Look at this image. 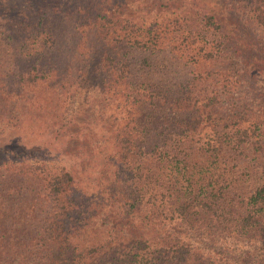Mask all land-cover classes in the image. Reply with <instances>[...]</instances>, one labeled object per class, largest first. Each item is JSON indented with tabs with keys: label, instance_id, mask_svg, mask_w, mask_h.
<instances>
[{
	"label": "trees",
	"instance_id": "trees-1",
	"mask_svg": "<svg viewBox=\"0 0 264 264\" xmlns=\"http://www.w3.org/2000/svg\"><path fill=\"white\" fill-rule=\"evenodd\" d=\"M13 1L0 0V34L9 37L0 93L30 96L46 73L58 83L71 66L57 58L74 43L73 68L86 74L79 82L98 73L113 105L112 176L105 171L101 197L105 219L115 215L101 240L82 243L70 169L1 159L0 264H236L221 248L228 241L254 235L264 247V100L252 109L234 94L241 72L264 65V0L244 2L242 15L234 0L228 25L203 4L181 9L180 19L176 10L144 24L116 14L114 0L111 15L80 0L28 2L26 14ZM64 16L78 36L93 26L109 48L98 49V39L82 50L80 40L63 42L55 20ZM9 107L3 118L16 122ZM247 162L256 182L239 195L232 173Z\"/></svg>",
	"mask_w": 264,
	"mask_h": 264
},
{
	"label": "rangeland",
	"instance_id": "rangeland-1",
	"mask_svg": "<svg viewBox=\"0 0 264 264\" xmlns=\"http://www.w3.org/2000/svg\"><path fill=\"white\" fill-rule=\"evenodd\" d=\"M38 1L39 4L48 8L47 2L49 0H14L13 5L24 6L27 14V7L25 6L28 2L36 4ZM62 1L68 4L75 2L74 0H55L56 3ZM80 1V3L86 5L87 10L99 8L111 15V2L113 0ZM114 1L121 7V9L116 10V14H131L144 24L159 20L161 14L167 18H172L176 10L179 11L178 18L180 19L181 9L203 4L212 8L222 23L228 25L230 20L228 16L231 14L227 13L230 11L235 12L238 9L234 0ZM238 2L241 9L236 13L239 12L238 14L242 15V11L246 7L244 2H247V0H238ZM136 7H140L144 11L141 12ZM132 10L142 13L143 16L133 15L132 13L135 12ZM194 10L193 8L191 15L184 14L185 22L193 19ZM58 15L60 17L61 14ZM55 21L61 22L60 32L63 42L80 40L78 49L82 50L84 47L89 46V43L90 45L94 44L98 39V49L109 48V38L96 33L93 26H83L81 34L78 36V31L72 28V18L70 20L72 26L67 23L68 18L65 16ZM103 28V26L100 27V29ZM6 38L9 37L0 34V66L3 63L6 64V61L8 62L5 55L1 54V50L4 51L5 49L4 42ZM14 38L16 37L14 36ZM67 49L66 55L60 58L58 56L57 62L63 64L67 59L71 68L64 71L65 77H61L58 83H48L49 76L46 73L47 76L44 80L38 78L36 84L33 85V89H29V91H32L30 96L16 98L15 94L7 91L6 97L3 98L2 92L0 93V160L15 163H44L52 168L64 166L70 169L76 186L73 214L81 219L76 223V234L82 243H92L101 240L105 236L113 223L112 217L115 215L111 210L109 214H106L107 219H105L103 211L106 212L107 206L103 203L101 197L105 194V186L101 190V185L105 184V171L108 170V174L112 176L111 151L113 147L111 146V120L109 118L113 105H111L110 99L104 98L108 93L101 89L98 73L95 74L92 71L90 72V78L86 77L81 83L79 82L78 78L86 76V74L83 73L82 69L75 70L73 68L76 61L70 52L74 50V43H70ZM240 50V55L247 50L243 39L241 40ZM260 53L264 57V50ZM84 55L86 54H80V56ZM49 57L45 55L43 58L45 60ZM18 63L22 64L23 60ZM46 71L48 72L49 69H46ZM249 72V75L241 72L244 79L239 80L234 94L248 100L244 105H252V109H254L264 100V65H262L261 70L259 68L250 69ZM242 76L239 73L238 77L241 78ZM71 78H73L72 81ZM10 95L13 97H9ZM7 106H10L8 109L12 110L13 115H15L13 112L17 111L18 116L16 115L11 119L12 121L15 118L16 122H5L3 113L6 112ZM43 109L48 113H42L41 110ZM54 111H56L55 115ZM249 163H245L247 164L246 168L241 170L237 168L232 173L234 175L233 180H235L233 189L239 195L248 192L256 182L249 170L251 166ZM109 217H111V222ZM211 245L207 244L209 247ZM217 247L214 248L213 252L217 251ZM261 247L262 245L254 235H250L236 237L233 241L227 242L226 248H221L223 250L227 249L225 251L229 256L228 259L234 257L236 264H264V257L260 255ZM262 250L264 251V247H262ZM9 264L19 263L13 261Z\"/></svg>",
	"mask_w": 264,
	"mask_h": 264
}]
</instances>
